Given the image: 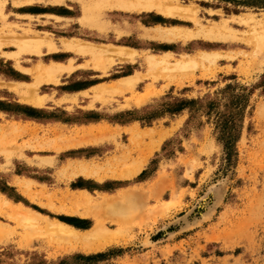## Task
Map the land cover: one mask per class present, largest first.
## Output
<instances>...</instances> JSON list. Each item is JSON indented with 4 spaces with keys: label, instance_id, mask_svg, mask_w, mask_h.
I'll return each instance as SVG.
<instances>
[{
    "label": "rangeland",
    "instance_id": "obj_1",
    "mask_svg": "<svg viewBox=\"0 0 264 264\" xmlns=\"http://www.w3.org/2000/svg\"><path fill=\"white\" fill-rule=\"evenodd\" d=\"M84 1L0 0V197L40 215L32 227L0 212V225L7 228L0 236V264H264V43L258 41L264 0H173L191 6L189 16L155 8L85 11ZM225 20L231 34L226 29L222 38L164 41L145 34L173 26L196 31ZM46 36L59 45L72 39L110 48L115 59L104 72L92 67L90 55L62 48L42 53L44 47L42 54L20 52L15 43ZM121 49L133 55L124 58ZM3 52L33 72L57 61L74 69L59 84H41L37 94L46 101L35 107L24 98L35 77ZM166 52L171 61L191 56L197 62L171 77L147 65L145 57ZM202 54L209 58L204 63ZM126 77L138 80L122 90ZM103 86L112 90L101 93ZM200 99L191 111L189 101ZM181 103L183 108L172 110ZM101 125L116 134L87 132ZM131 127L165 132L137 174L102 181L72 176L69 163L119 171L138 162L140 149L151 143L131 145ZM73 131L77 139L99 141L54 149ZM16 178L30 183L35 199L13 184ZM84 194L108 197L118 210L111 209L113 202L88 208L69 199ZM98 220L117 232V241L91 251L45 225L61 221L81 233Z\"/></svg>",
    "mask_w": 264,
    "mask_h": 264
},
{
    "label": "bare ground",
    "instance_id": "obj_2",
    "mask_svg": "<svg viewBox=\"0 0 264 264\" xmlns=\"http://www.w3.org/2000/svg\"><path fill=\"white\" fill-rule=\"evenodd\" d=\"M83 7H84L83 9H85V11L86 10L89 11L91 9L101 10L104 8H113V7L121 8L123 10L124 9L132 10L135 8L138 10H141V9H146V10L152 9L153 10L155 8L156 10H154V11L158 10L160 13H163L164 15H172V16L173 15H176V16L188 15L189 16L191 14L193 15V9L191 8V6L185 7V6H182V4H180L179 2L173 1V0L172 1L171 0H138V2H136V4H133V3L129 2L128 0H87V1L83 2ZM114 10H115V8H114ZM247 15H248V13H247ZM194 16H196V14ZM244 16H243V18H244ZM251 16H252V14H251ZM250 18L254 19L252 17H250ZM87 20H89V19H87ZM93 20L95 22H98L100 20L99 15H98V17H95ZM244 20H250V19L246 18ZM250 21L253 22L252 20H250ZM228 22L229 21L225 20V21H223L221 23H217L214 26H211L209 28L200 27L196 31L190 30L188 28H186L188 30L181 29V28H178L175 26L168 27V28L158 27V28H155L153 30L151 29V31L147 30L148 32H145V34L152 37V38H157V39H161L164 41H175L177 39L187 40V39H191V38L198 37V36H204V37H209V38H214V39L215 38H222L224 31L228 28ZM247 23H248V21H247ZM95 26H97V25H95ZM228 29H227V33H229ZM225 34H226V32H225ZM230 34L231 33H229V36H230ZM251 39H252V37H251ZM62 41H63L62 46H64L65 48L71 49V51L76 50L78 52H81L82 54L90 55L92 60H93L95 67L102 69L104 72H106V69L111 66V63H113V61L115 59V58L113 59V57H112L113 53L110 51V48L109 49H107L106 47L101 48L95 44L83 43L79 40L63 39ZM258 41L261 44L264 43V31L259 33ZM15 43L19 46L20 52L41 53L43 47L46 48L47 50H57L59 48V45L57 44V42L53 38H51V37L48 38L47 36H46V38H44V37H42V38H39V37L31 38V37H29V38L23 39V40L18 39L17 41H15ZM1 44L2 43H0V45ZM109 53H112V54H109ZM117 53L122 55L124 58H129V56L133 55V53L124 51L123 49H121ZM203 54H202V57L200 58L201 59L200 61L202 63H204V61L206 59H209L206 54H205V56H203ZM165 55L166 56H163L162 58H158V57L153 56V55L147 56V57H145V61L149 67L160 68V69H162V71L165 70V72H169L168 73L169 75L173 71L185 69L188 66L197 62V60L194 58H191V56L189 57V59L182 58V59H178V60L175 59L176 61H171V58H170L171 53L166 52ZM173 58H174V56H173ZM131 59H133V58H131ZM38 69H39L38 74L35 77V81L32 83V85L35 86V89H33V90L26 89L25 94H29L31 96L30 97L25 96L24 98L32 104H35L37 106H41L44 104V101H45L44 98L45 97L42 95H38V94L33 95L31 93L32 92L35 93L38 86L43 84V83L58 84L60 82L59 75H60L61 71L63 69H67L70 71L73 69V66H63L62 64L51 63V64H47L44 66L39 65ZM170 77H171V75H170ZM122 79H124V80L120 81V85L118 87L120 89H122L123 86L131 87L138 80L137 77H126V78H122ZM110 90H112L111 87L103 86V87H101V89L99 91L102 93V92H107ZM142 101H143V99H139V100L137 99L136 100V102H138V103L142 102ZM10 131H11L10 129H6V132L4 131V133H8ZM164 133L165 132H162V131L155 132L154 130H144L143 131V130H140L139 128L131 131V142H132L131 145H133V144L141 145L146 139L150 140V143H151L150 145L146 146V148L140 149V160H138V162H136L132 166H128V167L123 168V169L118 171V170H112V168L109 167L110 165L104 166V165L92 164L91 162L83 161V162L79 163L78 165L73 164V166L71 167L72 168V171H71L72 176L82 175L85 177H95V179H97L99 181H102L105 177H108V176L115 177V178H122V179L123 178L124 179L129 178L131 176L133 177V175L137 174L141 170V167H142L145 159L148 157V155L150 153L153 152L154 148L157 146V144L160 142V140H162V138L165 136ZM64 144L67 146L71 145L68 143H64ZM61 147H62V145L57 146L56 148L58 151H60V150H62V149H59ZM133 149H134V147H133ZM126 151H127V149H124V152H126ZM21 156H25V155H23V153H21ZM28 160L32 163V160H30V159H28ZM37 164L41 165L43 163L38 162ZM19 177H21V176H19ZM13 184H15L19 190H21L24 193H26L27 195H29L32 199H35V193H33L34 191H31V189H32L31 185L29 182H26L25 179L16 178L15 180H13ZM69 199L75 205L87 206L88 208L90 206H100V207L101 206H111L112 202H113L108 197H105V196L102 199L94 200L91 198V196H88L87 194L71 195V196H69ZM21 204H17L16 206H14L12 204V202L8 201L5 198L1 199V197H0V212L4 211L6 213L5 215H7L11 218L17 219V220H21L27 225H31V226L32 225L33 226L39 225L38 218H37V216H35V215H39V214L32 212L33 210L31 211L30 209L22 206ZM113 204L114 205L111 206V209H113V208L115 209L116 208L115 206L118 203L113 202ZM135 209H137V208H135ZM67 212L75 213V212H79V210L68 209ZM90 213H92V212H90ZM97 213H98V211H97ZM101 218H100V220H101ZM100 220H98L97 223L95 222L96 224L92 228H90L89 230H86L84 232H81V233H79L78 230L74 229L72 226H69L68 224L61 222V221H55L54 224L48 222V223H45V225H46V228L50 232L56 234L57 236L65 239L68 242H71L74 247H79L85 251H91V250H95V249H101V248L105 247L107 244H109V243H111L117 239V232L109 231L103 225V223ZM31 226H29V227H31ZM6 233H7V228L5 226L0 225V236L3 237L6 235Z\"/></svg>",
    "mask_w": 264,
    "mask_h": 264
},
{
    "label": "crops",
    "instance_id": "obj_3",
    "mask_svg": "<svg viewBox=\"0 0 264 264\" xmlns=\"http://www.w3.org/2000/svg\"><path fill=\"white\" fill-rule=\"evenodd\" d=\"M55 40V39H54ZM63 40V39H62ZM61 40V45H59L58 44V42H57V44L59 45V48L57 49V50H47L46 48L45 49H43V51H42V53L44 52V50H46V51H48V52H53V53H56L59 49H64V50H66L67 52H71V53H75V54H79V55H88V54H82L81 52H78V51H76V50H72L71 51V49H67V48H65L64 46H62V41ZM41 53V54H42ZM3 55L7 58H9V59H11V60H13L14 61V64H15V66H16V68L17 69H19L20 71H22L23 73H26L27 74V72H30V73H32L33 74V76L34 77H36V75L38 74V71H39V69H38V66L39 65H42V66H44V65H47V64H39L36 68H35V72H33L32 70H30V69H26V68H24L23 66H22V64H21V61H20V58H17V57H14L13 55H11V53H7V52H3ZM91 57V56H90ZM91 60H92V58H91ZM93 61V60H92ZM51 63H58V64H62L63 66H73L71 63L69 64V65H67V64H64V63H61V62H51ZM51 63H49V64H51ZM22 67V68H21ZM92 67L93 68H95V69H98L97 67H95V65H94V63L92 64ZM73 69H74V66H73ZM73 69L72 70H67V69H63L62 71H61V73H60V75H59V78L63 75V74H65L67 71L70 73V72H72L73 71ZM100 69V68H99ZM35 73V74H34ZM35 81V80H34ZM33 81V82H34ZM60 83V82H59ZM58 83V84H59ZM46 84H54V83H46ZM136 84V83H135ZM134 84V85H135ZM133 85V86H134ZM40 86V85H39ZM39 86H38V88H39ZM133 86H131V87H127V86H123L122 87V90L123 89H125V88H132ZM38 88H37V90L35 91V93L34 92H32L31 94H33V95H36L38 92ZM27 89H29V90H33V89H35V86L34 85H31V86H29V87H27ZM102 93H105V92H102ZM26 96L27 97H30L31 95H29V94H26ZM25 97V96H24ZM45 99V101H46V98H44ZM26 100V99H25ZM75 100H76V98H75ZM26 101H28V100H26ZM45 101H44V104H45ZM29 102V101H28ZM30 103V102H29ZM31 105H33V106H35V107H42L43 105H41V106H37V105H35V104H32V103H30ZM137 128H139V127H131V128H129L127 131L129 132V134H130V140H131V131L132 130H135V129H137ZM140 129V128H139ZM141 130V129H140ZM94 131H97L101 136H103V137H110V136H114L115 134H116V130H113V129H111L108 125H101V126H98L97 128H89V130L87 131V132H89V133H93ZM144 131V130H143ZM77 132L78 131H73V132H71V134L69 135V136H66L65 138H63L62 140H60V143L59 142H56V143H54L55 144V146H54V149H57L56 147L57 146H60V145H62V147L61 148H59V149H62V150H65V149H75V148H78V147H80V146H82L83 144H87V143H95V142H98L99 140L98 139H90V140H88V139H85V138H81V139H77L76 138V135H77ZM63 134H60L59 136L61 137ZM64 143H68V144H71V145H69V146H67V145H65ZM144 143V142H143ZM142 143V144H143ZM39 146H42V145H39ZM81 162H83V161H79V162H76V163H69L68 165L69 166H73V164L74 165H78L79 163H81ZM37 164V163H36ZM112 170H115V169H112ZM89 178H94L95 179V177H89ZM95 180H97V179H95ZM15 185V184H14ZM16 186V185H15Z\"/></svg>",
    "mask_w": 264,
    "mask_h": 264
},
{
    "label": "trees",
    "instance_id": "obj_4",
    "mask_svg": "<svg viewBox=\"0 0 264 264\" xmlns=\"http://www.w3.org/2000/svg\"><path fill=\"white\" fill-rule=\"evenodd\" d=\"M197 103H199V104H202L203 103V101L200 99V100H191V101H189V106H190V109H191V111H193V105H195V104H197ZM185 104L186 103H181V104H178L176 107H174L172 110H174V111H178L179 109H181V108H183L184 106H185Z\"/></svg>",
    "mask_w": 264,
    "mask_h": 264
}]
</instances>
